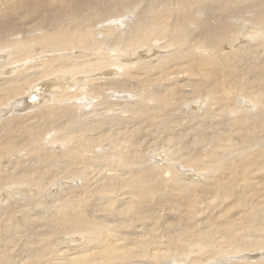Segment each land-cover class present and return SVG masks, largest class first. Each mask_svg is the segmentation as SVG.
<instances>
[{
	"label": "bare ground",
	"instance_id": "1",
	"mask_svg": "<svg viewBox=\"0 0 264 264\" xmlns=\"http://www.w3.org/2000/svg\"><path fill=\"white\" fill-rule=\"evenodd\" d=\"M49 1L48 6L40 0L2 2L11 11L0 26V110H19L23 131L16 128L21 143L11 139L0 148V230H5L0 263L264 264V10L259 9L264 2L252 3L260 4L254 15L261 22L250 31L252 43H246L241 30L235 33V25L227 29L222 22L231 19L242 27V15L253 0H211L219 10L216 22L211 17L214 24L188 22L194 30L187 32L195 31L204 41L213 34V53L239 61L228 69L216 63L222 58L208 56L215 61L210 63L195 53L200 63L194 70L190 63L192 75L183 51L195 44L186 46L183 36L176 42L171 35L164 47L157 41L174 35V24L206 0H147L135 15L141 20L148 13L146 25L127 19L131 9L121 13L125 0H89L86 5L75 0L57 12L55 0ZM24 14H29L26 20ZM105 22L113 26L106 28ZM186 24L178 23L179 32ZM114 28L115 47L121 51L99 53L98 43H111L107 38ZM127 30L136 39L132 45L123 42ZM148 42L159 47L144 51ZM239 57H245L243 63ZM210 67L218 73L213 83L208 81ZM227 69L231 77L225 76ZM190 73L194 77L186 76ZM251 75L257 85H248ZM237 81L251 91L237 92L244 86ZM211 84L215 89H208ZM44 87L52 89L48 103L39 93ZM61 117L67 140L58 148L54 141L59 135L47 137L46 146L58 149L46 152L43 140L56 128L47 127L44 119ZM129 128H141V133L134 136ZM158 130L183 142L153 139ZM20 144L28 146L25 163L18 155ZM151 149L158 152H145ZM1 151L8 153L4 162ZM237 186L253 193L249 197L247 189ZM14 193L28 194V201L39 205L28 207L9 197ZM50 236L60 238L50 243ZM40 245H53L54 255L42 258Z\"/></svg>",
	"mask_w": 264,
	"mask_h": 264
},
{
	"label": "rangeland",
	"instance_id": "2",
	"mask_svg": "<svg viewBox=\"0 0 264 264\" xmlns=\"http://www.w3.org/2000/svg\"><path fill=\"white\" fill-rule=\"evenodd\" d=\"M17 1H19V0H0V26L2 27V29H3V24L1 23L2 21V19L4 20L5 19V17H7V14H9L10 13V11H11V8L10 7H8L7 5L5 6V4H2V2H6V3H11V2H17ZM40 1H42L41 2V4L42 5H45V6H48L49 5V3H50V1L49 0H40ZM75 0H62L60 3L57 1V0H55L54 1V3L52 4L53 5V7H54V12L56 11H58L59 10V8L60 7H62V5L64 6H67V5H70V4H72V3H77L78 1H82V4H84V5H86L88 2H89V0H77V1H75ZM86 1V2H85ZM126 1V2H125ZM124 1V3H123V7L125 6V8H121L120 10H121V13H123V12H125V13H127V12H129L128 10H132L131 11V16L132 17H128L127 19H129L131 22H133L136 18H135V15L137 14V15H139L138 13H139V10H140V8H141V6H144L145 5V3H146V1L147 0H138L139 2L141 1L142 3H144V4H142L141 2L139 3V5L138 6H135V8H133L132 9V7H130V5L132 4V6H133V4H137L138 3V1L137 0H125ZM136 2V3H132V2ZM247 1V0H246ZM253 1H255V2H252L251 1V3H250V0H248L246 3H250L251 5H252V3L254 4H256V0H253ZM261 0H257V3H259ZM26 2H28V1H26ZM171 1H168V4L170 3ZM211 2V0H206L205 2H204V4L202 5V7L201 8H192V11L190 12V13H187V15L186 14H184L185 15V22L187 23L186 25L187 26H184V28L183 29H181L180 30V32H183V33H180L179 32V29H180V27L178 26L177 27V25H178V23H185L183 20H181L180 22H178L176 25L174 24V26H176L177 28H178V31H177V28L176 27H174V30H173V32H174V35H172V34H170V33H168L167 34V36L166 37H163V38H160V40L159 41H157V43H161V45L164 47L165 46V42L167 41V37L169 38V36L170 37H174V39H176L175 41L176 42H178V40H179V42H180V40H181V38H183V40H181L182 42H184L185 43V45L187 46V45H189L190 46V44H195V46H193L192 47V49H188V51H186V50H184L183 51V53H186V57L185 58H189V60H191V62H187L188 64H186V66H188V68L190 69H188L189 70V72H191V70L194 68V69H196V62L197 63H200V61H198V59L200 58V57H198V55H203V56H201V58H200V60L203 58V60L205 59V61H206V59H207V61H209L210 63H215V61H211V57L212 56H214L216 59H218V58H222V60H219V61H217L216 63H219L220 62V64L221 63H224L225 65L227 64V67L225 66L224 68H228L229 69V67L228 66H230V65H232V63H233V61H234V63L233 64H235V63H239V61L237 62V59L236 58H232V57H230L231 59H232V63H231V60H227V59H223V57L224 56H226V53H219V54H221V55H219V56H221V57H219L218 55H216L217 54V52H214L213 53V51L212 50H216V45H215V37L213 38V34H210V35H208V36H211L210 38L209 37H206L207 39V41L205 40H203V39H205V38H201L198 34H196V32L195 31H191V30H194V29H191V28H193L194 26V23H191V24H189L188 22H190V21H196V20H199L198 21V23H203V25H208L209 23H207V22H212V24H214V22H216L217 21V19H213L214 17V15H216V14H219L218 13V9H215L214 8V6L211 4V3H214V1L212 0V2ZM261 2H264L263 0L261 1ZM260 2V3H261ZM24 3V2H23ZM131 3V4H130ZM142 4V5H141ZM209 4V5H208ZM249 4V6L250 7H252V8H250V9H248V13H246V14H244V15H242L243 16V20H240V23L243 21V23H241V24H244V25H242V27L240 26H238V25H236L234 22H233V20H231V19H229V20H225L224 22H222L223 24H225L226 25V23L225 22H227L228 23V25H226L227 26V29H228V27L231 25V26H236V28H235V26H234V28L233 27H231L232 29H237L236 31H235V33H237V31H240V32H242V33H244V35H247L246 37H247V40L248 41H246V43H252L254 40L253 39H250V35H251V33H250V31L253 29V28H255V27H257V28H259L260 26V23L261 22H259L260 20H259V18H257V16H258V14L257 13H259L258 11H257V13L255 12L256 11V9H258L259 8V5L260 4H257L256 6H254V5H250ZM264 3H261V6H262V8H261V6H260V8L259 9H261V10H264ZM2 5V6H1ZM130 7V8H128V6ZM212 5V6H211ZM211 6V7H210ZM254 6V7H253ZM256 7V8H255ZM137 8H139V10L137 9ZM255 8V9H254ZM2 9V10H1ZM123 9H125V10H123ZM127 9V10H126ZM123 10V11H122ZM180 10V9H179ZM212 10V11H211ZM250 10V11H249ZM255 10V11H254ZM176 11H177V8H176ZM214 11V12H213ZM253 11V12H252ZM3 12V13H2ZM132 12H134L133 14H132ZM136 12V13H135ZM210 12V13H209ZM195 13H198V14H195ZM203 13V14H202ZM206 13L208 14V15H206ZM211 13H213V14H211ZM256 13V14H255ZM5 14V15H4ZM192 14H194V16H196V17H191L190 15H192ZM210 14V15H209ZM257 15V16H255V15ZM4 15V16H3ZM137 15H136V17H137ZM178 15H181L180 13L178 14ZM24 16V20H26V18L29 16V14H24L23 15ZM38 16V14H35L32 18H33V20L35 21V18ZM141 17H142V19L141 20H143V18L144 19H149V14L148 13H145L144 14V17L142 16V15H140ZM188 16V17H187ZM190 16V17H189ZM210 16V17H209ZM188 19H187V18ZM198 17V18H197ZM211 17H212V20L214 21H212L211 20ZM244 17H245V19H244ZM193 18V19H192ZM210 19L209 21H207L208 19ZM228 18V17H227ZM247 18V19H246ZM259 20V21H257V20ZM28 20H30L29 18H28ZM136 20H139V22L141 23V24H145L146 25V23H144V22H146V20L144 21L143 20V22L140 20V18L139 19H136ZM206 20V21H205ZM247 20H248V22H247ZM255 20V21H254ZM183 21V22H182ZM204 21V22H203ZM246 21V22H245ZM107 22H110V21H107ZM107 22H105V25H106V28H111L110 27V23H107ZM218 22H220L221 23V21H218ZM231 22V23H230ZM248 23L249 25H248V27H247V25H245V23ZM251 22V23H250ZM259 22V23H258ZM196 23V22H195ZM104 23H101L100 25H103ZM211 24V23H210ZM209 24V25H210ZM262 24V26H264V24L263 23H261ZM94 25V24H93ZM109 25V26H108ZM18 28H19V25H16ZM111 26H113V25H111ZM247 28H246V27ZM95 28H97L96 26H94ZM229 27V29H231ZM238 27V28H237ZM182 28V27H181ZM187 28L188 29H191L189 32H187ZM203 28H206V27H203ZM117 28H114L113 29V33H108L109 34V36H108V34L107 33H105L106 31H103L105 34H106V36H108V38L107 39H109L110 41H112L111 43L110 42H107V43H102L103 42V40H102V42L100 43H98V51H99V53L101 52H103V51H106L107 53H110V54H114L115 55V53L114 52H118V51H121V49H119L118 47H115L116 45H118V44H115V36H116V34H117V30H116ZM186 29V30H185ZM246 31H245V30ZM256 29V28H255ZM175 30H176V34H175ZM116 31V32H115ZM28 32V31H27ZM101 32V35H102V31H98V33H100ZM115 32V33H114ZM178 32V33H177ZM224 32V30L222 31V33ZM225 32H227V31H225ZM248 32V33H247ZM98 33H96V34H98ZM1 34V33H0ZM241 33H238L237 34V36L238 35H240ZM153 35V34H152ZM190 35V36H189ZM258 35V34H257ZM18 36V35H17ZM178 36H180V38L178 37ZM183 36V37H182ZM198 36V37H197ZM95 37V36H94ZM94 37H92V40H96ZM114 37V38H113ZM122 37H126V39L124 38V43H127L128 45H129V43L132 45L133 43H134V41L136 40L135 38H133L132 36H131V33H129V30H127L126 31V33L125 32H123V36ZM245 37V38H246ZM113 38V39H112ZM112 39V40H111ZM188 40V42H187V40ZM202 39V40H201ZM213 39V40H212ZM130 40V41H129ZM164 40V41H163ZM196 40V41H195ZM212 40V41H211ZM263 40H264V38H263ZM114 41V42H113ZM128 41V42H127ZM189 41H191V42H189ZM209 41H211V42H209ZM250 41V42H249ZM200 44H199V43ZM206 44H205V43ZM208 42V43H207ZM151 43V42H150ZM212 43V44H211ZM107 44V45H106ZM114 44V45H113ZM123 44V43H122ZM244 44V43H243ZM241 45V46H244V45ZM109 45H110V47H109ZM114 47H113V46ZM198 45V46H197ZM204 45V46H203ZM99 47H100V49H99ZM125 47H128L127 45H125ZM145 47H147V48H145ZM149 47H150V49H149ZM159 46H154V45H149V42L148 43H145V45H144V48L143 49H145L144 51H151V49H153V48H158ZM204 47V48H203ZM206 47V48H205ZM210 49H209V48ZM113 48H115V49H113ZM138 48V46H136V51L138 50L137 49ZM171 48V47H170ZM191 48V47H190ZM203 49H204V51H203ZM193 50H195V52L193 51ZM131 51V50H130ZM135 51V50H134ZM170 51V50H169ZM172 51V50H171ZM113 52V53H112ZM162 52H165V49H163L162 51H160V50H158L157 51V55L158 54H160V53H162ZM191 52V54H189ZM193 52H194V55H193ZM210 52H212L213 54H208V53H210ZM66 52H63V53H54V57L53 56H49V55H46V57H47V59H51V58H57V57H60L62 54H65ZM81 53H84V52H77L76 53V55H79V54H81ZM123 52H120V54H122ZM195 53H198V55L197 54H195ZM207 53V54H206ZM216 53V54H215ZM90 54H92V55H94L95 53H93V50H92V52L90 53ZM97 54H98V52H97ZM124 54H126V52L124 53ZM205 54V55H204ZM216 56H215V55ZM111 55V56H112ZM113 55V56H114ZM119 55V54H118ZM189 55V56H188ZM224 55V56H223ZM211 58H209V57ZM136 58V55H134V56H132V59L134 60ZM193 58H196V59H194V61L192 60ZM240 58V59H239ZM238 59L239 60H241L242 58L241 57H239ZM138 60H141V61H144V60H146V58H143V59H139V58H137ZM229 59V58H228ZM233 59H236V60H233ZM120 62H124L125 63V61L123 60L122 61V59L120 58V59H118ZM186 60V59H185ZM188 60V59H187ZM201 61V63H209V62H204V61ZM243 60H245V57H244V59H242L240 62H244ZM252 60H254L253 58H252ZM260 60H262L261 59V57H260ZM255 61H257V60H255ZM255 61L254 62H252V63H255ZM194 62V63H193ZM190 63H193L192 65L194 66H190ZM257 63H259L258 61H257ZM223 64V65H224ZM210 66V64H207V66ZM192 69H191V68ZM231 67V66H230ZM224 68L222 69V70H224ZM113 69V68H112ZM193 69V70H194ZM210 69H213V68H209V70L208 71H210ZM227 69V72L225 73V76L227 75V77L229 76V77H231V72L229 71ZM193 70H192V73H194V74H192V73H190L189 74V76L186 74V76L187 77H194V76H191V74L192 75H195V72H193ZM226 70V69H225ZM218 71H219V69H218ZM212 72V73H211ZM229 72V73H228ZM254 73V72H253ZM210 74V75H209ZM212 74V75H211ZM208 81L210 82V83H213V81H215L214 79H216V77L215 76H217L218 75V73L217 72H215V71H210V72H208ZM253 78H254V76L252 77V75H251V82L249 81V83H248V85L249 86H251V85H253V84H256V82H257V80L256 79H254L253 80ZM221 79V78H220ZM263 81V82H262ZM241 86H243V87H241V88H239L238 87V89L236 90L237 92H245V91H251V90H249V87H248V85H246L245 83H243V82H241V81H237ZM260 84H263V86H264V79H262L261 81H260ZM257 85V84H256ZM259 85V84H258ZM46 87H44V88H42V90L39 92V93H41L40 95H45L44 97V103H48L49 101H50V98H48V97H46V95L48 94V93H50V91L52 92V89L50 88V87H48V88H46ZM193 88H194V86H193ZM246 88V90H244V89ZM43 89H45V90H43ZM51 89V90H50ZM196 89V88H195ZM201 89V88H200ZM208 89H215V86L214 85H208ZM50 90V91H49ZM242 90V91H241ZM235 91V92H236ZM240 95H242V93H239ZM200 96L202 97V99H204L205 97L204 96H202V94H200ZM80 98H81V101H87V103H91V101L90 100H88V98H85V97H81L80 96ZM30 103V102H29ZM204 103H205V101H204ZM42 104V103H41ZM56 106V105H55ZM9 108V105H7L6 106V109H8ZM24 108H26V107H24ZM16 111H14L13 113L11 112V113H4V112H2V110H0V148H4L5 149V147H6V144L5 143H7L9 140H11V139H14L13 141H15L16 143L18 142H20L21 143V140H20V138L18 137L19 136V134H20V132H22L23 130H22V127H23V125L20 123V121H21V117H18L17 116V114H19V110H17V109H15ZM55 110L56 111H58L59 112V106H56L55 107ZM9 114V115H8ZM12 114H16L14 117L12 116ZM59 114V113H58ZM11 116V117H10ZM59 121H57V120H53L52 118H45L44 119V124L47 126V127H50V128H56V130L55 131H59L60 132V134H57L56 135V133H54L55 131H53V130H50V134L47 136L46 135V137L44 138V140H46V141H44L43 140V142H44V145L46 146V144H48V142L51 140V139H49V138H47V137H54L53 136V134H55V136L57 137L58 135V137L55 139V141H54V143H56L58 146H60V147H58V148H62V146L64 145V144H62V142H65L66 140H67V138H66V136L64 135L65 134V132H63L64 130H62L61 131V126H59V124H61L62 123V121H65V119H64V117H61V118H59L58 119ZM17 121V122H16ZM22 122H23V124H27V122L26 121H24V119L22 118ZM15 126V127H14ZM71 126V125H70ZM14 127V128H13ZM16 128L17 129H20V132H18L17 130H16ZM8 129V130H7ZM129 130H131V133H133L134 134V136H135V134L137 135L139 132H140V130H141V128H138V129H135V131L134 130H132L131 128H129ZM141 133V132H140ZM168 133V132H167ZM167 133H165V132H161V131H156L154 134H151L152 135V137H153V139H158V140H164V139H166V137H169L170 139H169V141H172L173 140V142H177V143H180V142H183V139L182 138H175L174 137V134H172V132L170 133L169 132V134H167ZM171 134H172V136H171ZM66 135H67V133H66ZM174 137V138H173ZM174 139H176V140H174ZM58 142V143H57ZM166 142V141H165ZM5 144V145H4ZM4 145V146H3ZM43 145V146H44ZM55 145V144H54ZM3 146V147H2ZM21 146V147H20ZM20 146L18 145V155H23L24 157H22V159L21 160H23L22 162H24L25 163V156H26V158L27 157H30L29 155H26V150L28 149V146L27 145H23V144H20ZM51 146V144L50 145H48V146H46L45 147V149H47V151L46 152H51V151H53L54 149H58V148H51L50 147ZM191 146V145H190ZM26 149V150H25ZM190 149V148H189ZM25 150V151H24ZM158 152V151H156L155 149H151L150 151H148V150H145V152H147V153H152V152ZM183 151H186V150H183ZM255 152H256V154L258 153V151H256L255 150ZM1 153H3L2 151H1ZM155 153V154H156ZM6 154L8 155V153L6 152ZM6 154L5 153H3V156H1L2 158H1V160H2V162H4L3 160L5 159V157L4 156H6ZM185 154H186V156H185ZM184 156L183 157H187L188 158V154L187 153H184L183 154ZM143 156H147V155H143ZM4 157V158H3ZM14 157V156H13ZM24 158V159H23ZM190 158H192L191 156H189V159ZM16 159V158H15ZM154 159H156V157H155V155H154ZM234 160H237L236 158H234ZM27 161V160H26ZM263 163H264V157H263ZM9 165L10 166H12L13 167V165L12 164H10L9 163ZM189 168H187L186 167V170H192L193 171V167L192 166H188ZM146 168V167H145ZM144 168V169H145ZM176 170V169H175ZM261 174H264V170H262V172H261ZM259 175V174H258ZM199 180H203V179H199ZM197 181V180H196ZM204 181V180H203ZM194 182V181H193ZM198 182V181H197ZM204 182H206V181H204ZM200 183V182H199ZM64 184H66V182H64ZM54 188V190L53 191H51L50 193L52 194V193H55L56 192V190H57V188H56V186L54 185L53 186ZM238 187V189L240 188L241 190H246L247 189V193H248V195H249V197L251 196V194L253 193V192H249L250 190L246 187V188H241V186H237ZM243 187V186H242ZM14 190H16L17 191V189L18 188H13ZM239 189V190H240ZM31 190H29L28 191V194H29V192H30ZM259 191H262V189L261 188H259V190L255 193V195L259 192ZM28 194H20V193H17L16 195H18L17 197H15L16 195H15V193L13 194V195H11V196H9V197H13L14 199H19L20 200V202L22 203V204H25L26 206L28 205V204H30V206H28V207H36L37 205H39V204H36L34 201H31V202H29L28 201ZM70 194H72V193H70ZM15 195V196H14ZM19 196H21L20 198H19ZM24 199V200H23ZM38 201V200H37ZM28 203V204H27ZM32 204H33V206H32ZM35 205V206H34ZM258 213V212H257ZM256 214V213H255ZM31 217H33L32 215H31ZM17 220H18V218H17ZM29 221L27 222V224H28V226H30V224L32 223V220L31 219H28ZM258 220H259V217H258ZM19 221H22V219L21 218H19ZM36 223H38V222H36ZM39 224V223H38ZM13 231H12V233H15L16 232V234H17V231H16V229H12ZM15 230V231H14ZM1 232H0V235H2V234H4L5 233V230L4 229H2V230H0ZM20 233V232H19ZM5 235V234H4ZM19 238V237H18ZM18 238H16L15 240H18ZM20 238H22V237H20ZM29 238H31V237H28V239ZM32 238H34V237H32ZM60 238V237H59ZM58 238V239H59ZM49 241H51L50 243H54V242H57V237L55 238V237H52V236H50L49 237ZM25 240V239H24ZM23 240V241H24ZM18 243V242H17ZM16 243V244H17ZM11 244H14V242H12ZM38 247H42V249L41 250H37L38 249ZM38 247H36L35 248V250H37V252H40L41 253V257L42 258H44V259H48L47 257H50L51 258V256L52 255H54V252L52 251V249H53V245L51 246V247H49V248H46V249H44L45 247L43 246V245H40V246H38ZM44 247V248H43ZM48 250H49V252H48ZM6 251V250H5ZM51 251L53 252V253H51ZM47 253V254H46ZM49 253H51V254H49ZM4 254V246H2L1 244H0V257L2 256ZM11 254L13 255V252H12V250H11ZM49 254V255H48ZM1 264V263H0Z\"/></svg>",
	"mask_w": 264,
	"mask_h": 264
}]
</instances>
